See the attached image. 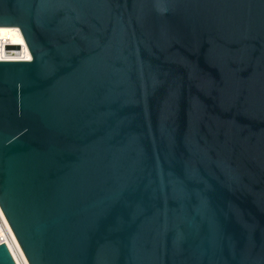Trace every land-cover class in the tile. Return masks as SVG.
<instances>
[{
    "label": "water",
    "instance_id": "95a60500",
    "mask_svg": "<svg viewBox=\"0 0 264 264\" xmlns=\"http://www.w3.org/2000/svg\"><path fill=\"white\" fill-rule=\"evenodd\" d=\"M0 26L31 54L0 60L29 264H264V0H0Z\"/></svg>",
    "mask_w": 264,
    "mask_h": 264
},
{
    "label": "bare ground",
    "instance_id": "6f19581e",
    "mask_svg": "<svg viewBox=\"0 0 264 264\" xmlns=\"http://www.w3.org/2000/svg\"><path fill=\"white\" fill-rule=\"evenodd\" d=\"M0 38L6 39V46L0 49L2 60H28L31 58L30 51L20 28L17 26H0ZM0 236L10 242V238L17 240L1 206H0ZM18 241V240H17Z\"/></svg>",
    "mask_w": 264,
    "mask_h": 264
},
{
    "label": "built area",
    "instance_id": "2783aa9c",
    "mask_svg": "<svg viewBox=\"0 0 264 264\" xmlns=\"http://www.w3.org/2000/svg\"><path fill=\"white\" fill-rule=\"evenodd\" d=\"M6 39L5 38H0V49L4 48L6 46ZM1 52V51H0ZM2 60V59H0ZM10 242L6 240V238L0 236V244L5 243L7 247L9 248L16 264H29V261L27 257L25 256L19 242L15 240V238H10Z\"/></svg>",
    "mask_w": 264,
    "mask_h": 264
}]
</instances>
